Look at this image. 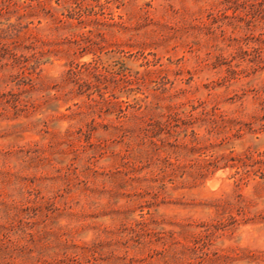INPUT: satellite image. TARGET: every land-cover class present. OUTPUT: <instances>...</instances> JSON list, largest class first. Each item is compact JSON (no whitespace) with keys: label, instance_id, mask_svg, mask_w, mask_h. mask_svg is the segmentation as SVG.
<instances>
[{"label":"rangeland","instance_id":"374dc122","mask_svg":"<svg viewBox=\"0 0 264 264\" xmlns=\"http://www.w3.org/2000/svg\"><path fill=\"white\" fill-rule=\"evenodd\" d=\"M242 1L223 7L220 0H0V243L28 245V264H48L56 254L64 259V246L93 241L116 264H163L164 248L194 244L196 254L177 264H227L219 256L235 253L241 259L232 264H264V3ZM98 57L110 70L105 96L157 104L156 114L183 105L181 120L201 134L203 118L216 120L203 142L212 151L180 161L165 193L153 183L150 194L137 198L145 172L115 154L136 141L110 135L109 127L133 122L102 113L89 141L83 125L82 132L64 133L80 116L60 113L85 111L87 93L98 98L84 83L94 78L69 69ZM124 68L128 95L120 91ZM22 69L29 80L18 76ZM99 141L109 145L101 156L88 146ZM212 158L217 165L200 173ZM223 211L237 221L225 214L219 224L213 218ZM204 223L217 225L208 227L206 247L208 238L192 237ZM181 224L191 226L177 233ZM247 252L252 258H244ZM15 254V264H27L26 248ZM68 254V264L72 258L95 264L90 251L70 247Z\"/></svg>","mask_w":264,"mask_h":264},{"label":"trees","instance_id":"16d2710c","mask_svg":"<svg viewBox=\"0 0 264 264\" xmlns=\"http://www.w3.org/2000/svg\"><path fill=\"white\" fill-rule=\"evenodd\" d=\"M236 3V5H241L243 3H246V1L238 2V0H220V4L224 7L226 5H229L230 3ZM253 4L250 6L254 7L261 3H264V0H254L252 1ZM224 4V5H223ZM228 7V6H226ZM121 18V16H119ZM79 22L81 23L82 20L80 19ZM236 27L237 23L234 24ZM15 67V66H13ZM22 68L24 66H21ZM77 68V71H74L69 69L70 72H73L77 75H84V76H92L94 78V81H88L85 80L84 83L86 84L87 90H93L97 93L98 98L95 99L92 97V92L87 93V99H89L88 102H86V110L81 111L78 109H71V107H67V110L70 112L68 114L66 113H60L62 117L68 116L70 118L74 116H80V118L75 121L74 123L70 124L64 133L66 136H70L72 134V129H76L78 132H82V125L86 128V133L88 137V141L91 136H93L94 132L97 130V124L95 120V115L100 116L102 113H105L107 115H115V117L118 120L125 119L128 122H133V127L129 128L126 126L123 122H118V124L111 125L109 128H111L110 135H119L121 137L128 138V141L130 139H134L136 141V144L134 147H131L125 150V153H123L121 156L119 153L111 152L112 155L114 153L116 156H119L123 160V165L130 163L133 165L132 169L133 171H137L139 173L145 172L143 177L140 178L142 182H147L146 186L141 187L138 192H135L134 195L137 196L139 199H144L145 195L150 194L152 188L154 186L152 185L157 184L155 187L159 189L158 191H165L166 190V183L165 180L170 179L172 180L175 176V172L177 168H180V161L182 160H192L194 155L198 153L199 156L202 155V153H206L207 151H212L209 147L203 146V142L208 140L207 136L213 135V130L215 128L216 120L214 118L205 119L203 118V124L206 125L207 132L206 134H201L197 131V127H195L192 122H184L181 120L180 117H182V114L184 111H186L183 108V105H178L175 108H172L168 106L166 109H164L163 112L156 114L153 110H156L160 108V106H157V104H152L151 102H144V104L140 103H130L125 100H120L119 96H115L114 93H111L109 96L104 95L103 89L107 87V84L103 80L106 76V73H109V67L105 66L101 62V58L98 57L97 59H94L93 62H90L88 64H82L75 66ZM99 69V70H98ZM124 71L123 79L120 86V91L123 94L128 95L130 92V88L128 85L130 84L131 80L128 77V72L126 68L122 69ZM98 71V72H95ZM18 76L23 77V80H29L28 77L24 75L23 69L19 71ZM93 92V93H94ZM143 101V100H142ZM76 106V108L79 107L77 103L73 104ZM136 108L137 110H141L139 114H136L133 112L130 116L126 113V110L129 108ZM197 105L191 104L190 110L194 111L197 109ZM142 108V109H141ZM189 119L192 118L191 114L187 115ZM179 120L182 121V128L180 130L177 129V123ZM44 125L46 126V121H43ZM106 129L108 128L107 125L104 126ZM201 127V126H198ZM179 128V125H178ZM238 131V129L236 130ZM97 139H101V136L98 135ZM129 144V143H128ZM89 148H91L92 153H100V156L103 155V153H107V150H109V145L101 144V142H96L94 144L89 143ZM212 157L213 154H210ZM219 158L224 156H218ZM197 159V158H196ZM205 160V159H204ZM217 158L213 160L212 159H206L204 162H207V166L199 168V172L202 173L204 170L208 169L211 166H215L218 163ZM119 170L117 169L116 172ZM184 171H181L180 174L184 175ZM170 175V176H169ZM235 175H237L236 179V186H238L240 180L243 178L240 171H236ZM170 177V178H169ZM261 178L263 181L260 183V186H264V172H262ZM128 181V180H127ZM125 180V184L126 182ZM259 186V185H256ZM159 192L154 193L155 199L158 198ZM165 193V192H164ZM237 197L241 200H243L245 197L238 193ZM164 199V198H163ZM145 201V200H144ZM156 200H152L150 202L151 206H157ZM163 201V200H162ZM149 206V207H151ZM218 212V211H217ZM37 212H35L36 214ZM227 214L226 211L217 213L215 215L214 220H217L219 224H222L224 219H230L233 222H236L237 219L232 214H227L224 217V215ZM144 223V221H141ZM147 225V224H146ZM191 226V224H181L179 225L180 231L177 233H181L182 231H185L186 227ZM205 226V229L203 233H199L196 235L194 233L192 235L194 242L199 240L201 237H205L207 241L206 244L203 243V246L206 247L207 244L212 245V242L209 240L210 237V231L208 227H217V225L213 224H203ZM168 237L173 238L175 232L170 231L168 233ZM201 234V235H200ZM159 237L163 238L162 235H158ZM159 238V239H161ZM10 242L7 244V238L4 243H0V264H15V252L18 250V253L21 254L22 251H24V248L27 249L28 257L25 258V263L30 259V257H33L30 255L32 253L31 249H29L28 245L24 244V246H18L17 242H13L12 240L8 239ZM209 241V242H208ZM165 245V243H164ZM195 245V244H194ZM186 246L182 245L181 249L177 251L176 249L172 251H169V249L164 248L162 250L161 256L163 259V264H177L184 260L187 256V254L190 252L192 254H196V246ZM70 247L81 249L82 252L90 251L91 255H93L94 263L95 264H116L117 260L115 257L114 259H111V257H104L101 253L102 249H104V245L100 241H93L92 243L85 244L83 246H78L75 244H72L71 246H64L63 247V254L64 259H61L59 254H56L55 258L51 257V261H47L48 264H68V259L72 256L70 254H73L74 252L69 253ZM42 251L37 252L36 260L39 261ZM216 253V252H214ZM97 254L99 257H97ZM244 258L249 259L252 258V253L247 252L244 253ZM24 255V254H22ZM216 255V254H214ZM68 256V257H67ZM219 254L216 255L218 257ZM74 257V256H73ZM208 258L209 263H215L218 258ZM219 257H222V260L224 263L232 264L235 261L241 259V255L239 253H235V255H226L221 254ZM28 264V263H27ZM70 264H80V262H77L75 259H71Z\"/></svg>","mask_w":264,"mask_h":264}]
</instances>
